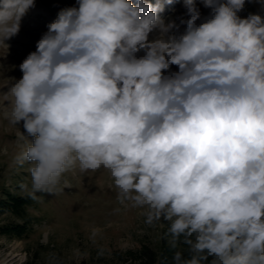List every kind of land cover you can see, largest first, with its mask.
Segmentation results:
<instances>
[{
  "label": "clouds",
  "instance_id": "9594fccd",
  "mask_svg": "<svg viewBox=\"0 0 264 264\" xmlns=\"http://www.w3.org/2000/svg\"><path fill=\"white\" fill-rule=\"evenodd\" d=\"M171 2L59 11L22 78L0 91V116L27 133L13 157L28 165L19 188L37 200L61 191L65 173L103 168L119 203L145 209L150 226L167 221L169 246H187L173 264H264V17L241 18L246 0H203L211 11L197 24L200 9L184 0L189 18L177 24L160 16ZM32 7L0 0V46Z\"/></svg>",
  "mask_w": 264,
  "mask_h": 264
},
{
  "label": "rangeland",
  "instance_id": "374dc122",
  "mask_svg": "<svg viewBox=\"0 0 264 264\" xmlns=\"http://www.w3.org/2000/svg\"><path fill=\"white\" fill-rule=\"evenodd\" d=\"M62 2L68 7H78L77 0H34V7L21 20L19 33L6 41L8 48L0 46V87L22 78L19 65L36 50V44L48 31V25L57 18ZM132 2L136 3V0ZM149 2L155 4V0ZM194 3L201 12L199 24L211 10L204 7L203 0H194ZM249 14L264 17V0H246L238 15L246 18ZM160 16L166 22L175 20L177 24L180 18H189L184 0L165 3ZM185 28L186 25H180L168 35L179 38ZM157 35L155 32L150 34V39ZM143 55V51L137 53L138 57ZM178 70V66L171 65L164 74ZM7 90V86L0 89ZM19 132L27 136L23 122L12 126L0 116V190L6 188L23 193L19 184L26 179L30 183L28 165H13V157L26 147L18 138ZM65 181L67 186H64ZM59 187L62 190L55 194L37 193L40 198L33 200L27 208L34 219L28 236L18 238L0 234V264H24L27 253L32 254L40 244L47 247L34 264H77L74 249L87 253L79 264H102L111 259L116 250H135L143 244L155 246L163 230L170 226L163 220L150 226L142 214L145 209L119 203L113 180L103 168L96 172L82 173L76 169L65 173ZM13 218L8 213L0 214V224ZM93 228L100 229L94 239L91 238ZM101 251L103 255H98Z\"/></svg>",
  "mask_w": 264,
  "mask_h": 264
},
{
  "label": "trees",
  "instance_id": "16d2710c",
  "mask_svg": "<svg viewBox=\"0 0 264 264\" xmlns=\"http://www.w3.org/2000/svg\"><path fill=\"white\" fill-rule=\"evenodd\" d=\"M16 187V184H14ZM33 204V199L25 193L12 192L3 188L0 190V214H10L13 219L0 224V234H8L18 238H24L32 231L33 216L28 212V207ZM168 228L164 229L155 246L143 244L135 250L122 252L116 250L108 261L102 264H173V254L181 251L185 258L189 254L187 246L179 243L176 249L169 246L167 236ZM47 246L38 245L32 254L27 253V260L24 264H34ZM32 256V257H31ZM42 264H46L45 262Z\"/></svg>",
  "mask_w": 264,
  "mask_h": 264
},
{
  "label": "water",
  "instance_id": "95a60500",
  "mask_svg": "<svg viewBox=\"0 0 264 264\" xmlns=\"http://www.w3.org/2000/svg\"><path fill=\"white\" fill-rule=\"evenodd\" d=\"M64 8H68V6H67L64 2H62V5H61V7H60V10H62V9H64Z\"/></svg>",
  "mask_w": 264,
  "mask_h": 264
}]
</instances>
